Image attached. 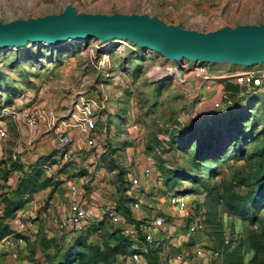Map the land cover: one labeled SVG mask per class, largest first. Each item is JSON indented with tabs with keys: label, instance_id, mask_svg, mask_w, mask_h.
<instances>
[{
	"label": "rangeland",
	"instance_id": "obj_1",
	"mask_svg": "<svg viewBox=\"0 0 264 264\" xmlns=\"http://www.w3.org/2000/svg\"><path fill=\"white\" fill-rule=\"evenodd\" d=\"M67 5L75 7L77 12L91 14L135 13L157 16L166 24L200 32L226 25L235 27L238 24L264 23V0H0V21L59 14ZM119 44L118 39L102 41L89 36L55 43L27 42L22 46L0 48V121L6 124L8 133L4 141L0 140V150L5 157L0 160V163H4L1 175L8 180V183L4 180V184L0 185V193L3 194L0 195V203L4 197L13 195L11 191L32 170V162L36 160L21 155L19 161L12 162L13 148L36 143L45 135L54 141V130L58 127L83 144L82 112L86 108L97 125L96 148L88 150L93 152L95 159L91 171L85 168L74 171L76 162L73 161H54L50 156L54 154L55 148L51 149L50 145L47 149L52 151L47 154L50 160L46 163L47 168L41 165L23 178L24 185L31 191L25 190L23 185L16 200L24 204L20 209L23 210L21 221L25 229L20 228L21 232L10 229L9 233L22 240L21 247L15 257L0 250V264L59 262L67 246L65 241L70 239L71 243L78 237L74 234L65 240L57 235L51 224L53 217H63L69 209L67 200H61L66 205L64 212L61 204L55 203V193L60 199H64L62 196L66 193L59 185L66 178H77L80 198H85L88 203L90 177L98 178L100 174L105 176L116 169V200L123 196L122 184L127 179V172L142 176L144 168L153 169L151 177H141V186L145 185L147 191L141 194L142 188L131 191V197L138 196L141 200L135 212L137 216L149 214L152 209L171 216L173 210L165 201L164 193L172 190L192 205L193 214L188 220H196L201 224V229L189 242L179 225L170 226L172 240H166L160 253L152 252L154 247L147 246L149 264H175L172 258L181 246L194 249L193 245L202 242L210 244L218 227L223 231L225 240L232 238L235 244L240 238L247 237L248 230L258 232L264 229V87L255 94L234 97L230 105L225 103L224 98L220 100L221 92L218 91L214 97L207 96L200 105L201 108L209 105L210 109L194 115L198 109H194L198 94L192 97L191 91L188 95L186 91L172 85L168 76L149 80L145 75L153 62L161 61L159 54L148 53L139 46L132 51H122L119 50ZM186 63L192 65L189 61ZM207 67L212 74L218 75L245 69L264 72V62L249 67L218 62L207 63ZM194 81L197 87L212 91L216 87L215 81L219 79L204 81L190 75L187 83ZM233 89L234 86L226 85L227 91ZM250 96L254 98L250 99ZM194 100L197 102L194 103ZM31 110L37 111L34 128H29L22 120L23 114ZM207 111L213 114L209 116ZM216 120L222 121L224 128H227V120L230 129L227 142L217 151L212 149L207 156L202 154L198 157L197 143L181 148L179 145L171 146L170 142L167 147L160 149V139L172 124H178L169 131L170 138L175 135L176 142V137H183L189 130L200 132L205 122ZM178 127L181 129L177 130ZM179 132L185 134L178 136L182 134ZM113 146H119L120 152L107 162L103 161ZM126 147L129 148L126 150ZM159 177L161 185L157 182ZM242 178L245 183L234 190L241 194L252 190L254 195V200L245 208L247 220L237 218L224 204H217L213 200L225 186L238 184ZM174 219L177 223L178 220ZM10 224L13 228H19L15 222ZM159 233V230L155 231V235ZM86 234L80 237H87V242H93L101 248L117 244L123 248L120 243L123 236L114 233L107 221L100 223L98 232ZM128 251L126 247V254ZM244 251L247 262L252 255L247 244ZM206 257L209 263L214 260V255ZM206 257L204 255L203 259ZM201 260L196 258V263L200 264ZM106 264L130 263L114 256Z\"/></svg>",
	"mask_w": 264,
	"mask_h": 264
},
{
	"label": "built area",
	"instance_id": "obj_2",
	"mask_svg": "<svg viewBox=\"0 0 264 264\" xmlns=\"http://www.w3.org/2000/svg\"><path fill=\"white\" fill-rule=\"evenodd\" d=\"M120 46L119 50L125 51L131 49V51L137 46L127 40H119ZM148 53H155L148 49H145ZM161 61L153 62L151 67L145 72V75L151 80L160 79L165 76L170 77L171 82L174 85L183 86L187 83L190 75H195L201 80H216L224 77L223 79L232 80L234 83L242 85L245 90L249 91L252 88L260 89L264 87V72L256 73L252 70L245 69L241 71H234L230 75H222L217 77L210 72L207 67V63H201L199 61H189L187 59H182L180 61H171L164 59L159 55ZM186 61L192 63L188 65ZM191 66V67H190ZM188 74V75H187ZM152 79V80H153ZM29 128H34L37 124V111L31 110L23 114L22 119ZM83 121V144L85 148H96L97 136L96 130L97 125L95 119L91 117L89 110L87 108L82 112ZM178 124H172L168 127V131L163 133L161 137V147L164 149L167 147L168 142H170L169 131L176 128ZM6 124L0 121V140L4 141L7 136ZM55 152L52 154V159L54 161L59 160L61 163L73 161L74 155L79 147L77 143V138L72 134L60 131V128H55ZM32 144V143H31ZM157 152L159 149L156 147ZM24 149L21 146H16L12 149L11 161L17 162L18 158L23 155ZM3 152L0 150V160H4ZM50 160L47 162V164ZM46 166L47 165H43ZM55 166V165H54ZM4 167V163H0V185L8 180L1 175V169ZM15 171V170H14ZM144 178H149L153 174V169L146 167L141 172ZM139 173L127 172L126 181L122 184L123 190V205L119 207V202L114 201L111 203H105L102 207L97 210L94 206H86L81 203L80 191L77 184H72L70 186V192L73 194L72 200L69 202V209L67 215L63 217H53L51 219V224L55 229L57 235L61 238L71 237L72 235L84 231L87 227L92 224H97L102 221H107L113 229L117 230L120 235L124 238H128L130 241V248L127 254H121L116 257L123 260H127L130 264H149L146 256L147 246L154 247L156 253H160V248L168 240L171 242L172 237L169 234L170 226H178L183 231L184 237L190 241L196 233L201 229L200 222L196 220L189 221L188 219L193 214L192 205L187 202L182 195L175 193L172 190L165 191L164 199L169 204L173 210V214L167 215L163 211L158 209H152L149 214H144L142 217L137 216L135 212L139 209L141 205V200L138 196L131 197V191L135 189L142 188L140 193L147 191L145 185L141 186V177ZM158 174L156 175V177ZM9 179V177H8ZM157 182L161 185V178H157ZM15 184V182H14ZM80 199V200H79ZM4 203H0V215L3 213ZM22 209L16 211V214L12 218L5 220V223L9 225V228L13 231L16 230L21 232V229H25L24 224L21 221ZM181 220L180 223H175V219ZM174 219V220H173ZM10 222H15L19 228L11 227ZM23 227V228H22ZM21 228V229H20ZM159 230V235H155V231ZM23 234V233H22ZM13 235V233H12ZM11 234L5 235L0 238V250L3 252H9L13 257L17 256L19 253V248L21 247L22 240L13 237ZM193 245V244H190ZM194 249H186V246H181L180 250L176 252L172 260L175 264H197L196 258H203L207 251L210 252L207 243L202 242L200 245H193Z\"/></svg>",
	"mask_w": 264,
	"mask_h": 264
},
{
	"label": "water",
	"instance_id": "obj_3",
	"mask_svg": "<svg viewBox=\"0 0 264 264\" xmlns=\"http://www.w3.org/2000/svg\"><path fill=\"white\" fill-rule=\"evenodd\" d=\"M94 37L127 40L166 60L226 62L249 67L264 62V23L221 26L200 32L166 24L147 14L77 12L67 5L59 14L0 21V48L27 42H62Z\"/></svg>",
	"mask_w": 264,
	"mask_h": 264
},
{
	"label": "trees",
	"instance_id": "obj_4",
	"mask_svg": "<svg viewBox=\"0 0 264 264\" xmlns=\"http://www.w3.org/2000/svg\"><path fill=\"white\" fill-rule=\"evenodd\" d=\"M256 92L257 90L253 88L249 91L245 90V88L243 90L244 94L248 93L249 95L255 94ZM249 98L253 99L254 97L250 96ZM224 99H225L224 100L225 103H227L228 105L232 104L233 102V98L228 95H225ZM206 114L210 116L213 113L212 111H208L206 112ZM216 121L217 122L214 121L212 123H210L209 121L205 122V125L203 126L204 129H201L200 132L198 131L191 132L189 130L187 131L186 135H184L185 133L178 134V136H183V135L184 136L181 138L176 137L177 139L176 142L174 135L172 138H170L171 146L174 144L177 146L179 145L178 147L182 148L185 145L192 146L195 145V143H197L196 150L198 151L199 154L198 157L202 154H203L202 156H207V154L211 152L212 149L213 151L215 150L217 151L227 142L226 139H228L230 136V129L227 120H226L227 128H224L225 125L221 123L222 121L221 122L218 120ZM179 129L180 127L177 128V130ZM179 139H181V142H178ZM231 139L233 140V137ZM48 161H49V157H47V155L39 156L36 158L34 162H32L31 168L32 170L36 171L35 169L40 168L41 165L46 164ZM32 170L27 172L19 180L16 187L11 191V195L13 194L12 196H6L3 198L4 209H3V213L0 215V238L4 237L5 235L11 232L8 224L5 223V220L12 217L13 216L12 214L16 210H19L24 205L23 201H17L16 198L22 186L25 184L23 178L30 175ZM239 181L240 182L238 184H233V185L228 184L227 186H225L221 194H218L215 197H213V200L216 201L217 204H224L228 208V210L233 212V214L237 218L247 220L245 214V208H248L249 204L254 200L253 198L254 195L252 190L248 191L245 194H241L235 191L234 190L235 187L241 186L245 183V180L243 178ZM26 187L27 185L25 186V190L27 189ZM27 190L31 191L30 188H28ZM0 195L3 194L0 193ZM120 206L122 207L121 204L119 205V207ZM250 221L253 222V219H250ZM100 223L92 224L89 227H87L84 231L76 233V236L78 235V237L74 240V242L69 243L70 239L65 241L66 242L65 245L67 246L63 251V253L61 254L62 258L59 262H56L55 264H106L111 258H114V256L126 254L125 252L126 247L130 248L131 243L129 240H127L124 237H122V240L120 241V243H122L123 245V248H121L120 244L114 246L107 245L105 248H101L100 245H97L93 242H87L86 241L87 237L85 238L80 237L83 233L86 232L87 234L88 233L93 234L96 231L98 232ZM114 233L119 234L118 231L115 229H114ZM263 236H264V229L258 232H253L252 230H248L247 237L240 238L235 244L232 238H230V240H225L223 231L221 230L220 227H218V229L215 231L214 234V240H210L211 245L209 246V250L214 255V260L218 259L220 261V264H264ZM246 244L248 245L249 249L252 252L251 257L247 262H245L244 259L245 258L244 246ZM152 252L155 253L154 250Z\"/></svg>",
	"mask_w": 264,
	"mask_h": 264
},
{
	"label": "crops",
	"instance_id": "obj_5",
	"mask_svg": "<svg viewBox=\"0 0 264 264\" xmlns=\"http://www.w3.org/2000/svg\"><path fill=\"white\" fill-rule=\"evenodd\" d=\"M213 74L215 76H221V75H230L231 73H224V74H220V75L215 74V73H213ZM187 84L188 83H186L183 86H179V85H175V86H177V88H179L180 90L186 91L185 93H187L188 95L192 91V93H191L192 97L194 95H196V94L199 95L198 99H197L198 102H197V100L196 101L194 100V103L197 102V106L194 109L196 110L198 108L196 111H194V115L195 114L196 115L200 114L201 112L205 111L206 109L207 110L210 109L209 105H207V106H205L203 108H201L200 105L204 102V99L207 96L214 97V96H216L218 91L221 92L220 100L221 99L223 100L225 95H228V96H230L232 98H234L236 96L244 95V93L240 91V89H244V87L242 85L234 83L232 80H229V79H219V81H215L214 85L216 87L212 91H210L209 89H204L203 90L200 86L197 87V82H195V81H194V83H189L188 85ZM227 84H229L231 86H234L235 89L227 91L226 90V85ZM172 85H174V84H172ZM190 102H191V100H190ZM191 114H193V112ZM185 128L187 129V127H185ZM33 133H35V131H33ZM179 133H182V132H179ZM77 143H78L79 147L77 148V151H76V153L74 155V162H76V164L74 165L75 167H73V169H74V171H77V170L79 171V169H84L85 168L89 172L95 166V159L92 156L93 152L92 153L88 152L89 148H85L83 144H80L79 140H77ZM50 145H52L51 149H54L55 148V140L54 141H50V138H48V135H45L40 140H38L36 143H32V144L30 143L26 147H23V149H24L23 156L26 159H30V158L36 159L39 156L47 155V154H49L52 151L50 148L47 149ZM173 146H175V145L173 144ZM128 148L129 147H126V150ZM114 149H117V151L116 150L114 151ZM119 152H120L119 151V146H113L107 152V154H106L107 157H105V156L103 157V161L107 162L108 159H110L112 157H116L117 153H119ZM112 153L114 155H112ZM98 155H99V153L97 154V156ZM119 159L120 158H118V160ZM124 160H126L125 156H124ZM115 161H117V160H115ZM124 164L125 163H123V165ZM101 169L103 170V168H101ZM117 170L118 169L112 170L110 172H107L105 174V176H104V174H100L98 176V178L90 177L91 178V181L89 182L90 189L87 190V197H88V199H90V202L87 203L85 201V198H83V199L80 198L81 199V203L83 205H86V206H88V205L91 206L92 205L97 210H99V208L102 207V205L105 204V203H111V202H114V201H118L119 204H121L122 201H123V199H121L122 196L119 197L116 200L117 194H115V192L117 190V186H118V181H116V178L114 177L115 176L114 173ZM101 173H103V172H101ZM76 181H77V178H75V177L69 178V179L66 178L65 181L62 182L59 185L60 188H63L66 191V193L63 194V196H62L64 199H60L58 194L55 193L56 194L55 198H54L55 199V203L56 204H59V203L61 204L62 212H64V208H65L66 205H68V208H69V202L72 200V198H74L73 194L70 192V186L72 184H76ZM65 197H67V199H65ZM61 200L62 201H64V200L66 201L67 200L68 203L66 205H63V203H61ZM121 205H123V203ZM57 211L59 212V210H57ZM62 212H59V214L62 215ZM206 243L208 244V246L211 245V242H210V244L208 242H206ZM209 254H210L209 251H207V253H205V257L206 256H213L212 254H210V255ZM203 258H202V260L200 258V260H201L200 264H220V261L218 259H215L211 263H209L208 262V257H206L207 259H203Z\"/></svg>",
	"mask_w": 264,
	"mask_h": 264
},
{
	"label": "bare ground",
	"instance_id": "obj_6",
	"mask_svg": "<svg viewBox=\"0 0 264 264\" xmlns=\"http://www.w3.org/2000/svg\"><path fill=\"white\" fill-rule=\"evenodd\" d=\"M71 40H74V39H71Z\"/></svg>",
	"mask_w": 264,
	"mask_h": 264
}]
</instances>
